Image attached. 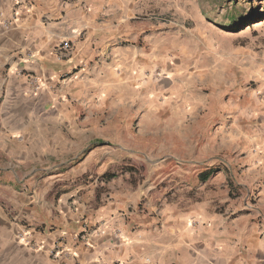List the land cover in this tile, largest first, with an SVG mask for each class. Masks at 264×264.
Returning <instances> with one entry per match:
<instances>
[{"label":"crops","instance_id":"0c3cea01","mask_svg":"<svg viewBox=\"0 0 264 264\" xmlns=\"http://www.w3.org/2000/svg\"><path fill=\"white\" fill-rule=\"evenodd\" d=\"M101 2L0 0V264H264V93L221 84L146 125L148 95L96 79Z\"/></svg>","mask_w":264,"mask_h":264},{"label":"rangeland","instance_id":"374dc122","mask_svg":"<svg viewBox=\"0 0 264 264\" xmlns=\"http://www.w3.org/2000/svg\"><path fill=\"white\" fill-rule=\"evenodd\" d=\"M101 3L102 21L107 23L111 18V24H115L116 49L104 52L97 73L100 78L96 79L104 81L100 84L105 87L118 85L134 91V110L141 106L140 96L148 95L146 125L157 121L156 117L170 121L174 108L182 106L187 111L195 99L203 110L206 95L221 84H227L224 88L234 97L237 91L242 93L246 108L251 107L248 104L255 91L264 93V0ZM114 79L116 82H112ZM136 123L133 133H146L147 154L160 157L175 153L166 141L161 155L157 151V130H139ZM150 160L147 164L151 166L161 163L156 158ZM139 169L144 170L128 167L135 173L130 177L133 182L144 180L138 176Z\"/></svg>","mask_w":264,"mask_h":264},{"label":"built area","instance_id":"2783aa9c","mask_svg":"<svg viewBox=\"0 0 264 264\" xmlns=\"http://www.w3.org/2000/svg\"><path fill=\"white\" fill-rule=\"evenodd\" d=\"M72 47H71V43L67 42V41H63L61 42L58 47L56 48V54L58 59H63L66 56L69 55L70 51H71ZM28 83L30 85L31 88H33L32 90L34 92L37 91V89H39V85L38 82L34 81V79H28ZM59 254L58 252H53L52 256L55 258L57 257Z\"/></svg>","mask_w":264,"mask_h":264},{"label":"trees","instance_id":"16d2710c","mask_svg":"<svg viewBox=\"0 0 264 264\" xmlns=\"http://www.w3.org/2000/svg\"><path fill=\"white\" fill-rule=\"evenodd\" d=\"M231 20H233V17H231ZM201 176H203V174H202ZM201 180H202V181H204V180H205V178H202Z\"/></svg>","mask_w":264,"mask_h":264},{"label":"bare ground","instance_id":"6f19581e","mask_svg":"<svg viewBox=\"0 0 264 264\" xmlns=\"http://www.w3.org/2000/svg\"><path fill=\"white\" fill-rule=\"evenodd\" d=\"M260 26V25H259Z\"/></svg>","mask_w":264,"mask_h":264}]
</instances>
